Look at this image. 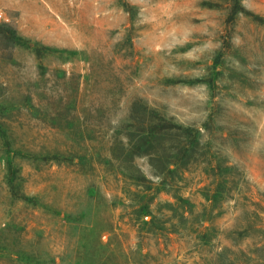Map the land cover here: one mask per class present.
<instances>
[{
	"label": "rangeland",
	"instance_id": "rangeland-1",
	"mask_svg": "<svg viewBox=\"0 0 264 264\" xmlns=\"http://www.w3.org/2000/svg\"><path fill=\"white\" fill-rule=\"evenodd\" d=\"M0 264H264V0H0Z\"/></svg>",
	"mask_w": 264,
	"mask_h": 264
},
{
	"label": "trees",
	"instance_id": "trees-1",
	"mask_svg": "<svg viewBox=\"0 0 264 264\" xmlns=\"http://www.w3.org/2000/svg\"><path fill=\"white\" fill-rule=\"evenodd\" d=\"M146 110L147 109L145 108L144 112H146ZM137 131L139 132L138 141L134 143L132 147L130 146L129 150L127 149L126 152L133 156L139 155V153L152 155V160L154 158V160L158 161V163L161 165L159 171L164 174V177L162 178L164 183L168 178L167 173L171 172L172 170L170 165H179V161L182 159L181 157H184L188 150H192L190 149V145L193 146L196 144L197 136H195V134L188 133L187 131L183 130L181 126H177L176 124H172L157 117H153L151 119L149 118L144 125L138 126ZM162 136H167V138H165L163 141L171 140L170 136L175 139V143L177 141V146L174 150H165L167 151V154L159 151V145ZM151 148H153L154 151L148 152L151 150ZM128 160L132 161V157ZM130 177L135 181H141L144 179L138 170L136 173L131 174Z\"/></svg>",
	"mask_w": 264,
	"mask_h": 264
}]
</instances>
